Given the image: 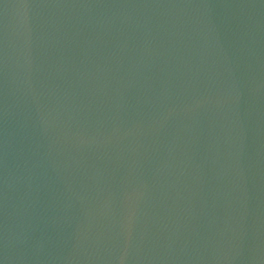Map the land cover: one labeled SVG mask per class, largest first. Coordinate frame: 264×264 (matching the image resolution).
Masks as SVG:
<instances>
[{"label":"water","instance_id":"95a60500","mask_svg":"<svg viewBox=\"0 0 264 264\" xmlns=\"http://www.w3.org/2000/svg\"><path fill=\"white\" fill-rule=\"evenodd\" d=\"M0 264H264V0H0Z\"/></svg>","mask_w":264,"mask_h":264}]
</instances>
